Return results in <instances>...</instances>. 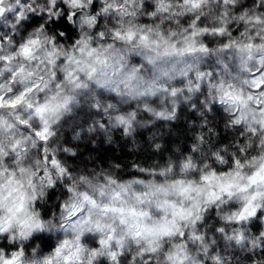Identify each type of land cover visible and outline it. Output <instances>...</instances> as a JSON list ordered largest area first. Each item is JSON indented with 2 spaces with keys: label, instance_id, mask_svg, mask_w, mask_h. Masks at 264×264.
<instances>
[{
  "label": "snow or ice",
  "instance_id": "snow-or-ice-1",
  "mask_svg": "<svg viewBox=\"0 0 264 264\" xmlns=\"http://www.w3.org/2000/svg\"><path fill=\"white\" fill-rule=\"evenodd\" d=\"M62 3V11L69 18L81 14L80 11L70 13L69 9L85 8V0H62ZM185 3L192 9L201 6V0H185ZM88 7L90 11L84 18V24L100 29L98 21L121 12V8L127 5L122 6L114 0H104L103 3L92 0ZM141 7L153 16L156 15L152 11L154 7L157 11H167L162 3L154 6L145 2ZM58 8L61 4L57 0H46V5H40L39 9L28 0H16L15 4L7 7L5 0H0V20L7 24L8 18L14 17L18 21L12 28L20 30L22 35L18 39L13 34L9 39L15 40L22 53L30 57L32 45L40 43L39 33L43 28L38 26L45 17L59 15ZM37 10L41 15H36ZM199 19L197 17L190 30H186L188 34L182 43L170 38L175 33L169 36L158 31V38H153L151 27L143 30L146 26L111 29L114 41L131 45L127 49L129 53L139 52L154 66L156 72L151 78L143 75L142 65L138 62L127 65V57L114 42L97 46L91 37H87L76 42L77 47L72 53H62L67 61L63 69L64 81L74 89H81L87 88L89 81L94 80L97 85L114 93L113 100H143L141 110L144 113L170 119L173 116L171 112L157 111L149 102L150 97L161 94L175 96L178 92L176 87L161 83L162 77L172 78L176 66L168 68L158 61L176 53L208 50L196 39L201 32L208 31L197 26ZM241 20L248 24L264 23L260 16L245 18L242 15ZM29 28L36 29L35 35H29ZM226 30L227 26L214 29L218 33ZM260 31L264 29L253 35L246 30L243 41L222 42L218 55L222 56L226 50H235L237 70L229 73L230 79L221 77L213 83L212 74L208 73L207 85L195 84L196 89L206 87L217 93L215 98L229 107L230 122L237 126L240 139L226 144L223 150L213 145L212 151L201 153L199 157L195 155L200 147L196 142L183 151L169 150L166 157L165 149L157 144L159 159L137 156L129 161L127 157L131 153L100 157L106 166L89 171L85 163L84 170L75 177L74 169L63 158L55 153L47 154L45 149L44 160L51 168L45 169V175L40 179L46 181L48 187L57 185L61 188L60 202L54 201L60 219L53 217L45 223L51 213L45 212L42 217L35 211L37 198L45 193L43 184L38 188L34 183V172L21 167L20 172L27 176L26 188L25 179L18 178L16 172L10 170L8 179L0 182V236L4 241L0 243V264H128L127 256L133 246L132 264L137 257L140 264H152L153 258L157 264L161 259L163 264H197L192 256V242H199L205 252L211 247L206 233L199 230L201 221L207 223L209 207L218 210L219 219L213 225V231L226 233L231 226L233 232L229 238L237 244L264 246L260 224L264 220V36ZM96 35L103 38L105 32L97 31ZM25 37H29L28 40L21 43ZM58 52L60 50L56 49L49 53L53 57L49 62L53 65ZM220 63H224L222 58ZM180 71L182 75L186 74L184 70ZM55 75L53 72V77ZM117 76L120 79H116ZM204 76V72L199 73V79L203 80ZM192 83L189 81L187 85L190 91ZM57 89L63 91L62 84H58ZM27 91L30 89L20 92L7 103L15 106L23 102ZM73 98L65 96L63 101H59L54 96L48 104L39 106L37 112L43 114L49 105L55 111L67 108ZM4 99L0 95V106ZM102 105L103 112L109 114V120L125 134L134 130L138 113L131 104L124 107L123 104L104 103L101 97H97L95 107L100 109ZM44 123L46 126L36 134L42 141H47L53 133L48 122L45 120ZM245 133L246 139L243 138ZM68 159L76 160V157ZM3 174L0 170V175ZM61 180L64 181L62 185L59 184ZM188 226L191 231H186ZM249 229L255 234L249 235ZM53 230L61 233L53 245L39 249L34 246L35 240L40 238L34 233ZM213 259L219 264L221 258L217 255Z\"/></svg>",
  "mask_w": 264,
  "mask_h": 264
},
{
  "label": "clouds",
  "instance_id": "clouds-1",
  "mask_svg": "<svg viewBox=\"0 0 264 264\" xmlns=\"http://www.w3.org/2000/svg\"><path fill=\"white\" fill-rule=\"evenodd\" d=\"M28 2L37 9L40 5H46V0H28ZM91 2L92 0H85L83 10L69 9L70 13L81 12L79 16L69 18L62 11L64 7L62 0H57V3L61 4V8L57 9L59 15L45 17L38 26L43 28L39 33L40 43L32 45L30 57L22 53L20 45L15 40L9 39L13 34L18 39L22 35L20 30L12 28V25L18 21L14 17H9L7 24L0 20V37H4L0 40V95L5 98L3 105L0 106V170L4 172L0 175V182L6 181L10 170H14L18 178L25 179L27 188V176L22 174L20 169L23 167L28 172H34V183L38 188L43 184L45 193L37 198L35 211L42 217L45 212L51 213L45 223L53 217L60 219L54 201L60 202L61 191L59 186L48 187L46 181L40 179L45 175V169L51 168V165L44 160L45 149L47 154L55 153L63 158L68 166L74 169L75 177L84 170L85 163L89 171L106 166L100 157L131 153V156L127 157L129 161L137 156L159 159L160 149L156 148L157 144L165 149L166 157L169 150L183 151L185 148H190L193 142L200 145L195 153L199 157L201 153L207 154L212 151L213 145H218L223 150L226 144H232L240 139L237 126L230 122L229 107L215 98L217 93L206 87L196 89L195 84L207 85L208 73L212 74L213 83L221 77L230 79L229 73L237 70L235 50H226L222 56L218 55L222 42L243 41L246 30L255 35L256 31L264 29V23L248 24L241 20L242 15L245 18L260 16L264 19V0H201V6L197 9H192L185 0H114L127 7H122L121 12L115 15L104 16L102 21H98L101 25L100 29L89 28L83 22L90 11L88 5ZM103 2L104 0H100V3ZM145 2L154 6L162 3L167 11H157L154 7L152 11H155L156 15L153 16L141 7ZM15 3L16 0H5L6 7ZM36 15H41L39 10ZM197 17L200 18L197 26H202L208 31L201 32L196 39L204 43L208 50L197 49L195 52L176 53L158 61L160 65L168 68L176 66L177 70L172 74V78L162 77L161 83L176 87L178 92L175 96L161 94L150 97L149 102L153 103L157 111L171 112L173 116L170 119H159L153 113H144L141 110L143 100L131 98L123 101L120 98L113 100L114 93L108 88L97 85L94 80L89 81L87 88L81 89H74L64 81L63 69L67 61L62 53H72L77 47L76 42L87 37H91L97 46L114 42L116 48L127 57L125 61L127 65L138 62L142 65L143 75L151 78L156 72L154 66L145 61L139 52L129 53L127 49L131 45L119 40L114 41L111 29L113 27L124 29L129 25L146 26L143 30L151 27L153 38H158V31L169 36L175 33L176 35L170 38L182 43L184 36L188 34L186 30H190V25L196 22ZM44 25L47 27L44 28ZM224 26H227L224 33L214 31L215 28ZM101 30L105 32L103 38L96 35V32ZM28 33L30 36L35 35L36 29L29 28ZM260 34L264 36V31H260ZM28 38L25 37L21 43ZM56 49L60 52L55 54L56 63L53 65L49 62L53 59L49 53ZM221 58L224 60L223 64L220 63ZM180 70H184L186 74L182 75ZM53 72L56 73L55 77ZM200 72L205 73L203 80L199 79ZM116 79H120V76ZM189 81L193 82L191 91L187 87ZM58 84H62L63 91L57 89ZM28 89L30 91H27L23 102L15 106L7 103L9 99ZM58 91L59 95H57ZM54 96L59 101H63L65 96L74 98L69 101L67 108L55 111L49 105L43 114L38 113L37 108L48 104ZM97 97H101L104 103L123 104L124 107L131 104L138 113L134 130L125 134L120 127L109 120V114L102 110L103 105L100 109L95 107ZM45 120L53 134L47 141H42L36 133L46 126ZM243 138H247V133ZM72 156H75L76 160L68 159ZM63 183V180L59 181L60 185ZM206 215L207 223L201 221L199 230L206 233L207 242L211 247L205 252L199 242H192V256L196 258L197 264H217L213 259L217 255L221 258L219 264H264V246L237 244L234 239L229 238L233 232L231 226L226 233L212 230L216 220L219 219L217 209L209 207ZM260 224L261 232H264V220ZM186 231H191V227H186ZM60 234L59 230L36 232L34 236L40 238L35 240L34 246L38 249L47 248L56 242ZM254 234L249 229V235ZM3 242V237L0 236V243ZM133 255H135L134 246L127 256L128 264H132ZM135 264H140L139 257ZM152 264H157L156 258H153ZM160 264H163L162 259Z\"/></svg>",
  "mask_w": 264,
  "mask_h": 264
}]
</instances>
